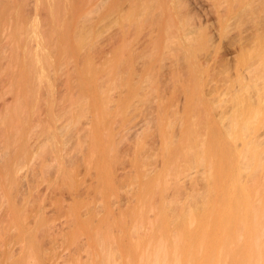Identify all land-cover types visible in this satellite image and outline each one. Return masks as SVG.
<instances>
[{"label":"bare ground","instance_id":"6f19581e","mask_svg":"<svg viewBox=\"0 0 264 264\" xmlns=\"http://www.w3.org/2000/svg\"><path fill=\"white\" fill-rule=\"evenodd\" d=\"M263 30L264 0H0V264L262 257Z\"/></svg>","mask_w":264,"mask_h":264},{"label":"rangeland","instance_id":"374dc122","mask_svg":"<svg viewBox=\"0 0 264 264\" xmlns=\"http://www.w3.org/2000/svg\"><path fill=\"white\" fill-rule=\"evenodd\" d=\"M192 15L195 16V18H203V23H207V24H210V22H212L213 20V17L211 14H208V16L206 17L203 12L201 10H199L198 8H195L192 10ZM112 20V23L115 24L116 23V18L115 19H111ZM207 30L208 32L211 33V30H209V26H207ZM264 31V30H263ZM88 36H90L91 34L89 33H86ZM238 44L239 46V39L236 38V37H232L231 39H229L227 41L226 44H222L221 45V48H220V58H219V61L217 62V64L215 66H210V72L212 75H216L217 73L221 72L222 69H228L230 72H233L236 67H237V56H236V53L234 51H232V49H230L229 47H234ZM258 84V87L260 89L259 91V94L255 95L253 94L251 97L252 101H253V106L255 108V115H256V119L259 123H262L264 124V84L263 83H260V81L257 83ZM258 95H259V98H258ZM230 102L228 103V105L230 106ZM247 123H250L251 120H245ZM249 121V122H248ZM262 138L260 139L261 142H262V145H264V136L262 135L261 136ZM260 138V137H259ZM260 152H261V155L264 156V149L261 148L260 149ZM258 170V175L261 179V181H264V166L263 168H257ZM79 177L81 179H85V176L82 173L79 174ZM56 184H59V185H62V184H65L66 187L67 185L69 184V180L67 181H63L62 178H59L57 179V181L55 182V185ZM63 197H65L67 199V201L69 200L68 196H65V195H62ZM242 194H239V197H241ZM55 196H53L52 198H54ZM260 201L264 200V196H262L260 199ZM262 205L264 206V201L261 202ZM256 207H258L259 205V201L256 202ZM127 206V203H123L122 204V208H125ZM49 218L50 217H54L57 214V211L52 208L49 210ZM264 217V216H263ZM262 217V218H263ZM264 219V218H263ZM264 222V220H262ZM264 226V225H263ZM260 227L261 228H264L262 227V224H260ZM256 243L259 244V250H258V253L259 255H261L262 257H259L256 259V257L253 255L252 257V263L251 264H264V230H262L261 232L258 233L257 235V241ZM45 249L48 253H50V255H52L54 252L53 248H48L45 246ZM81 251V250H79ZM85 254V252L83 253Z\"/></svg>","mask_w":264,"mask_h":264}]
</instances>
